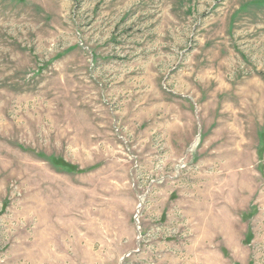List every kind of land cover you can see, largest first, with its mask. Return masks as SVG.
I'll use <instances>...</instances> for the list:
<instances>
[{
    "label": "rangeland",
    "instance_id": "rangeland-1",
    "mask_svg": "<svg viewBox=\"0 0 264 264\" xmlns=\"http://www.w3.org/2000/svg\"><path fill=\"white\" fill-rule=\"evenodd\" d=\"M0 264H264V0H0Z\"/></svg>",
    "mask_w": 264,
    "mask_h": 264
}]
</instances>
